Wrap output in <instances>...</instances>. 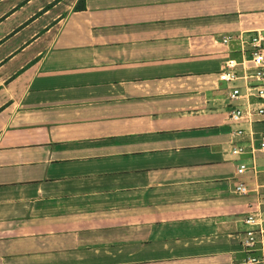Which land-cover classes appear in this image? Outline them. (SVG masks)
Instances as JSON below:
<instances>
[{
	"label": "crops",
	"instance_id": "obj_1",
	"mask_svg": "<svg viewBox=\"0 0 264 264\" xmlns=\"http://www.w3.org/2000/svg\"><path fill=\"white\" fill-rule=\"evenodd\" d=\"M255 34L264 0H0V264H240Z\"/></svg>",
	"mask_w": 264,
	"mask_h": 264
},
{
	"label": "built area",
	"instance_id": "obj_2",
	"mask_svg": "<svg viewBox=\"0 0 264 264\" xmlns=\"http://www.w3.org/2000/svg\"><path fill=\"white\" fill-rule=\"evenodd\" d=\"M247 37V36H246ZM231 38L223 39L227 44ZM239 41L242 45H250L243 50V59H228L219 74V79L232 85L229 92L231 103L244 100L246 107L231 108L230 119L239 122L249 119L251 123L264 122V52L263 38L259 34L250 35ZM233 106V105H232ZM245 131L239 129L237 136H243ZM256 152L264 153V137L254 146L239 145L231 149V155L237 158L251 155L252 159L241 160L236 168V174L243 178L237 182L234 193L238 197L253 198L254 202L248 204V212L244 218L245 229L240 234V246L244 258L240 264H264V183L257 179L262 173L256 165ZM253 181H256L254 184Z\"/></svg>",
	"mask_w": 264,
	"mask_h": 264
}]
</instances>
